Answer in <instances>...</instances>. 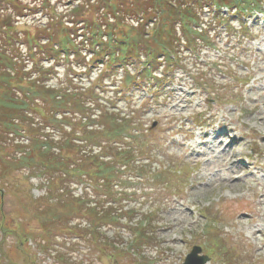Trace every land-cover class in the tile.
Segmentation results:
<instances>
[{
  "label": "trees",
  "instance_id": "1",
  "mask_svg": "<svg viewBox=\"0 0 264 264\" xmlns=\"http://www.w3.org/2000/svg\"><path fill=\"white\" fill-rule=\"evenodd\" d=\"M50 1L35 3L43 10L35 11L0 0V264H17L2 247L13 232L24 238L19 248L25 253L28 239L48 252L55 236L66 232L89 241L103 256L105 245L123 254L122 228H130V246L138 250L154 243L152 214L140 216L135 207L123 206L129 181L148 168L159 164L157 182L167 183L160 165L166 161H159L153 146L159 131L146 105H138L137 92L147 88V80L159 86L168 79L162 66L188 68L196 87L210 90L216 75L197 60L206 47L217 48L211 36L217 24L227 23L229 31L237 26L221 9L249 14L264 5V0H64L55 7ZM29 15L32 19L16 24L14 18ZM107 80L110 91L99 85ZM130 89L133 98L126 94ZM16 172L44 191L21 211L18 228L8 223L3 203V188L16 183ZM28 217L30 228L23 222Z\"/></svg>",
  "mask_w": 264,
  "mask_h": 264
},
{
  "label": "rangeland",
  "instance_id": "2",
  "mask_svg": "<svg viewBox=\"0 0 264 264\" xmlns=\"http://www.w3.org/2000/svg\"><path fill=\"white\" fill-rule=\"evenodd\" d=\"M31 1L15 0V3L21 9ZM39 1L29 5L35 11H43L34 6ZM51 1L55 7L64 3V0ZM22 12L25 14L26 9ZM30 15L14 18L16 24L32 19ZM229 15L238 29L244 22L248 30L240 29L237 35L229 36L223 31L226 26L219 25L221 49L211 52L205 49L197 60L205 63L207 70L209 59L215 62L222 59L228 66L217 77L220 86L229 88H216L218 95L211 97L210 91L192 87L194 78L188 68L167 71L162 66L161 71L169 77L167 81L159 86L154 82L153 86L152 80H147V88L137 92L138 105L144 103L151 122H157L158 144L153 146L160 152L159 161H166L170 168L163 176L167 184L158 183L151 174L159 172L158 164L129 185V201H124L123 206L126 210L136 207L140 209L137 213L152 214L156 241L140 250L132 246L130 251L123 249L118 264H181L196 244L204 248L211 245L217 252L225 246L234 256L233 264H264V12L243 15L235 11ZM185 58L193 60L190 56ZM100 87L111 89V80ZM132 93L130 89L127 95ZM194 117L202 123L197 125ZM187 165L193 167L188 173ZM15 179V184L3 188V203L8 223L18 228L24 215L20 211L44 191L21 172H16ZM28 194L31 197L27 199ZM31 218L23 221L29 228ZM69 236L55 237L48 252H40L38 242L30 239L29 252L25 253L19 248L24 238L13 232L3 238L2 247L17 264H33L31 260H36V264H71V253H79L80 257L84 253L78 250L79 246L72 245L74 240ZM124 237L127 243L131 241L130 235ZM52 251L66 252L62 259L68 262L62 263ZM98 256V251L90 256L88 253L85 264H101L97 262ZM208 264L227 261L221 255L212 256Z\"/></svg>",
  "mask_w": 264,
  "mask_h": 264
},
{
  "label": "water",
  "instance_id": "3",
  "mask_svg": "<svg viewBox=\"0 0 264 264\" xmlns=\"http://www.w3.org/2000/svg\"><path fill=\"white\" fill-rule=\"evenodd\" d=\"M202 251L200 247H194L193 252L188 255L184 264H205L209 258L207 256H199Z\"/></svg>",
  "mask_w": 264,
  "mask_h": 264
}]
</instances>
